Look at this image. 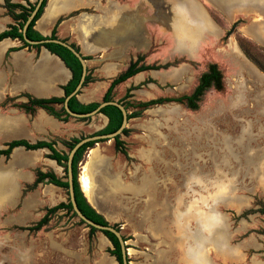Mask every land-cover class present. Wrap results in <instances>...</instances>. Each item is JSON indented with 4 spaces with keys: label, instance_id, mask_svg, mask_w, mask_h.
I'll return each mask as SVG.
<instances>
[{
    "label": "rangeland",
    "instance_id": "obj_1",
    "mask_svg": "<svg viewBox=\"0 0 264 264\" xmlns=\"http://www.w3.org/2000/svg\"><path fill=\"white\" fill-rule=\"evenodd\" d=\"M26 1L36 0L20 3L27 8ZM173 1L152 14L151 43L138 53L160 68L143 73L129 98L118 91L126 114L137 115L118 137L122 150L112 140L85 150L77 164L80 189L94 152L93 195L85 200L117 226L129 264H181L179 231H192L206 248L205 264H264V0L257 11L244 8L251 0L221 12L203 4L212 25L187 0H176L182 13ZM209 64L220 71L222 89L205 91L195 110L172 102L137 105L189 94ZM67 120L71 140L105 124L100 115ZM32 163L17 153L0 163V264H117L108 240L69 210L51 214L39 231L24 229L44 209L67 203L64 189L19 183ZM64 166L50 169L63 181ZM35 169L45 170L35 167L33 175Z\"/></svg>",
    "mask_w": 264,
    "mask_h": 264
},
{
    "label": "crops",
    "instance_id": "obj_2",
    "mask_svg": "<svg viewBox=\"0 0 264 264\" xmlns=\"http://www.w3.org/2000/svg\"><path fill=\"white\" fill-rule=\"evenodd\" d=\"M10 1L23 3L24 0ZM187 1L197 10L198 16L211 25L212 22L207 19L203 4L219 10L220 6L241 7L242 2H245L219 0L220 5H216L211 0H203L205 3L202 0ZM165 2L166 0H46L41 15L34 22L33 30L41 36L48 37L56 22L61 19L54 28V36L75 45L79 54L87 58L86 75L90 77V81L79 89L75 98L82 104L99 102L109 82L122 73L138 53L151 43L152 14L164 13L167 6ZM173 2L182 13L183 4H178L176 0ZM262 2L251 0L244 8L257 11L258 8L262 9ZM0 14L2 31L12 22L2 12ZM20 45L16 39L6 38L0 41V150L12 140H24L29 144L54 141L58 147L59 142L72 138L70 121H60L41 108H35L31 114H26L10 105L1 106L6 97L14 98L17 104L24 103L26 99L23 94L37 99L63 97L61 87L70 79L69 70L44 48H39L37 52L22 48L11 51L6 58L4 57L8 49ZM145 72L147 71L138 72L115 85L111 91L112 100H120L119 89V94L129 89L130 94ZM53 107L55 110L58 109V105ZM15 153L30 156L33 162L26 168L29 171L28 178H19V183H32L34 175L31 170L35 167L43 166L46 171L57 167L54 161L45 158L49 154L46 148L25 150L23 147H14L7 159L0 156V163L7 162ZM15 170L18 171V168ZM183 233L179 231L178 234L180 238L178 247L181 246L178 261L181 264H205L206 248L194 238L192 231L184 235Z\"/></svg>",
    "mask_w": 264,
    "mask_h": 264
},
{
    "label": "trees",
    "instance_id": "obj_3",
    "mask_svg": "<svg viewBox=\"0 0 264 264\" xmlns=\"http://www.w3.org/2000/svg\"><path fill=\"white\" fill-rule=\"evenodd\" d=\"M46 0H43L41 2L40 7L38 8L35 16L31 20V22L27 25L26 30H25V36L29 40L33 41H39L43 40L45 38H51V39H57L54 36V28L58 24V22L61 20L59 19L50 36L44 37L38 34L33 30V25L34 22L39 18V16L42 13L43 7L45 5ZM2 5L3 8L7 11V15L12 21L11 25H8L6 29L0 32V41L6 38L9 39H16L21 43L20 47L17 48H10L6 51L4 57L6 58L7 54L11 51H16L22 48H27V49H33L35 52L39 50V46H29L25 44L22 39H21V27L26 20L28 14L32 10L34 4H30L29 2H25L27 5V8L23 6L20 3H12L10 0H2ZM65 42V40H62ZM77 52L78 48L70 44ZM44 49L47 50L50 54L56 56L62 63L63 65L69 70L70 72V79L67 82L66 85L62 86L61 89L63 91V97H52V98H47V99H37L33 98L27 94H23V97L26 99L24 103H15L14 98H9L6 97L2 103L1 106L5 105H10L13 106L19 110H22L26 114H31L35 108H41L43 109L47 114L51 115L52 117L60 120V121H66L67 118L69 117L60 107L59 110H55L53 108V105H61L63 102V99L65 96H67L74 87L76 86L80 73H81V68L79 63L76 61V59L65 49H63L60 46L54 45V44H45ZM245 54V52H244ZM83 60L87 59L85 57H82ZM142 57L138 56L135 61H132L129 63L127 68L117 75L115 78H113L108 85V88L106 89L105 93L103 94L101 101H113L111 98V91L113 87L124 80L128 79L129 77L133 76L134 74L142 71H148V70H157L160 67L156 65H144L141 63ZM88 81H90V78L86 75L84 77V81L82 83V86L85 85ZM210 88L220 91L222 89V75L220 71L217 69L215 64H209L204 72H202L197 80L196 85L192 89V91L189 94H183L179 95L174 98H156V99H151L145 102H137V105L143 109H146L148 107H153V106H160L166 103H177V104H184L188 109L195 110L197 108V103L199 102L201 96L203 93ZM130 89L125 92L123 95V99L129 98L130 97ZM118 103H120L123 108L126 110L127 106L122 103V100H118ZM98 105V102H92L88 104H82L79 103L75 96L71 97L68 102L67 106L70 111L78 114L82 113H88L92 110H94ZM102 114L104 117H106L107 122L98 131H96L92 135H100V134H109L114 132L116 129H118L120 122H121V115L118 109H116L113 106H105L102 108L99 112ZM127 120L133 117H136L137 115L135 113L131 114H126ZM85 120V119H81ZM125 133V129L121 131V134ZM119 135L113 138V146L115 149L121 151L122 150V142L119 140ZM79 139L73 138L72 140L70 139L69 141H61L60 144L69 150ZM55 142L50 141V142H36L34 144H29L24 140H12L5 144V148L0 150V156H3L4 158H8L11 150L14 147H23L25 150H36L40 148H46L49 151V154L46 155L45 157L53 160L57 166H64L65 161H66V153L57 150L55 148ZM94 145V142H88L82 145L80 148L77 149L75 152L72 162H71V169H72V182H73V195H74V201L75 204L78 208V210L81 212L83 216H85L87 219L90 221L99 224V225H107L108 223L103 219V217L98 214L92 207L86 202L85 197L80 189L78 178H77V164L80 162L82 155L85 150L92 148ZM64 174H65V166H64ZM65 178V177H64ZM38 184H51L55 187L64 189L66 191L67 185L65 180H61L58 178L52 171H46V172H41L38 169L34 170V179L30 186H27L28 189L36 187ZM60 209H66L72 212L70 204L67 200V203H58L55 206L46 208L44 210V214L40 219L35 222L32 226L24 228L25 230H28L30 232L34 231H39L42 227H44L49 219V216L53 213H55L57 210ZM74 215V213L72 212ZM264 215V214H263ZM75 216V215H74ZM81 222V221H80ZM82 223V222H81ZM116 230L117 226L114 224L112 225ZM87 227V226H86ZM90 232L96 231L95 229L91 227H87ZM108 242L112 246V251H110V255L113 256L114 260L116 263L120 264V252H119V246L116 241V239L111 235L110 233L103 232L102 234ZM123 239V237H122ZM124 241V239H123Z\"/></svg>",
    "mask_w": 264,
    "mask_h": 264
},
{
    "label": "water",
    "instance_id": "obj_4",
    "mask_svg": "<svg viewBox=\"0 0 264 264\" xmlns=\"http://www.w3.org/2000/svg\"><path fill=\"white\" fill-rule=\"evenodd\" d=\"M42 1L43 0H36L35 1V4H34L32 10L28 14L26 20L24 21V23L21 27V39L25 44H27L29 46L38 45L40 48H44L45 44H54V45L60 46L63 49H65L66 51H68L76 59V61L79 63L80 68H81L79 80H78L76 86L74 87V89L72 90V92H70L67 96L64 97L63 102L60 105L62 110L71 118L86 119V118H89V117L94 116V115H101L102 116V114L99 113L102 108H104L105 106H113L119 110L120 115H121L120 125H119L118 129H116L114 132L109 133V134L89 135V136L83 137V138L79 139L67 151L66 161H65V182L67 185L68 202L70 204L71 210L74 213L75 217L79 221H81L82 224H84L85 226L91 227L101 234H103V232H107V233H110L111 235H113V237L116 239L118 246H119L120 264H129V262L127 260V252H126L127 248L125 247L124 241L122 239V236H121L119 230H116L109 223L107 225L96 224V223L90 221L89 219H87L85 216H83L81 214V212L78 210V208L75 204V201H74L72 169H71L72 158H73L75 152L77 151V149L80 148L82 145H84L85 143H88V142H94V144H95V143L100 142V141L113 140V138H115L116 136L121 134V131L125 128V125L127 123L126 111L123 108V106L120 103H118L117 101H106V102L99 101L97 107L88 113L78 114V113H74V112L69 110V108L67 106L68 100L71 97L77 95V92L82 87V83H83L84 77L86 75V61L82 59V56L79 54V52H77L69 43L64 42L60 39L45 38L43 40L33 41V40H29L28 38H26V36H25L26 27L31 22L33 17L35 16V14H36L38 8L40 7Z\"/></svg>",
    "mask_w": 264,
    "mask_h": 264
},
{
    "label": "bare ground",
    "instance_id": "obj_5",
    "mask_svg": "<svg viewBox=\"0 0 264 264\" xmlns=\"http://www.w3.org/2000/svg\"><path fill=\"white\" fill-rule=\"evenodd\" d=\"M94 160H95V153L92 152L90 161L84 166L82 174H81L82 190L86 197L85 199H87L89 202H91V198L93 195V191L91 187V179H92L91 178L92 177L91 167H92Z\"/></svg>",
    "mask_w": 264,
    "mask_h": 264
},
{
    "label": "flooded vegetation",
    "instance_id": "obj_6",
    "mask_svg": "<svg viewBox=\"0 0 264 264\" xmlns=\"http://www.w3.org/2000/svg\"><path fill=\"white\" fill-rule=\"evenodd\" d=\"M9 25H11V24H9ZM7 26H8V25H7ZM7 26H6V27H7ZM5 29H6V28H5ZM2 31H3V30H2ZM0 32H1V31H0ZM171 34H172V32H171ZM171 36H172L173 38H175V36H173V35H171ZM160 37H161V35H160ZM138 55H139L140 57H142V55H140V54H138ZM137 57H138V56H136L135 59L132 60V61H135ZM132 61H131V62H132ZM143 62H144V59L142 58L141 63L144 64ZM128 65H129V64H128ZM150 65H151V64H150ZM107 88H108V87H107ZM100 101H101V100H100ZM147 101H148V100H147ZM53 106H54V105H53ZM58 107L60 108V105H58ZM53 108H54V107H53ZM59 108H58V109H59ZM58 109H57V110H58ZM100 116H101V115H100ZM102 117L106 119V117H104L103 115H102ZM106 122H107V119H106ZM103 127H104V125H103ZM100 129H101V128H100ZM91 135H92V134H91ZM9 142H10V141H9ZM7 143H8V142H7ZM7 143H6V144H7ZM4 147H5V146H4ZM45 158H46V157H45ZM47 159H48V158H47ZM52 161H53V160H52ZM54 163H55V162H54ZM55 165H56V164H55ZM56 166H57V165H56ZM39 170H40L41 172H46V170H45V171H43V170H41V169H39ZM49 171H50V170H49ZM38 185H40V184H38ZM49 185H51V184H49ZM51 186H53V185H51ZM53 187H55V186H53ZM55 188H58V187H55ZM58 189H61V188H58ZM66 196H67V189H66ZM67 200H68V198H67ZM59 203H61V202H59ZM44 210H45V209H44ZM43 214H44V213H43ZM41 217H42V216H41ZM39 219H40V218H39ZM39 219H38V220H39ZM38 220H37V221H38ZM37 221H36V222H37Z\"/></svg>",
    "mask_w": 264,
    "mask_h": 264
}]
</instances>
